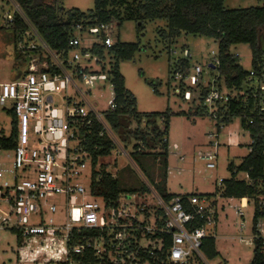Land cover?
<instances>
[{
	"label": "built area",
	"instance_id": "1",
	"mask_svg": "<svg viewBox=\"0 0 264 264\" xmlns=\"http://www.w3.org/2000/svg\"><path fill=\"white\" fill-rule=\"evenodd\" d=\"M14 12H20L17 5ZM24 20L27 27L17 31L15 50L18 60L25 62L26 67L22 71L17 68L12 80L0 82V106L11 114L10 131L3 135H10L13 128L15 131L14 146L0 148V158L5 150L11 152L10 163L8 159L0 161V202L7 207L0 208V232L13 231L18 243L14 260L8 262L189 264L193 257L202 256L203 241L214 237L217 222V210L208 197L174 194L164 200L151 190L152 200L135 192L101 198L91 193V172L87 185L81 183L86 168H91L85 138L91 132L93 121L101 126L99 135L105 133L117 144L105 117L116 107L110 74L112 55L108 53L115 42L111 38L114 23H76L67 35L66 48L53 49ZM6 22L10 26L13 15L7 14ZM96 47L103 48L102 54L95 51ZM182 53L190 58L187 49ZM209 64L216 66L217 56ZM192 70L197 88L201 68L195 65ZM187 75V71L175 72L173 77L182 82ZM252 80L257 83L254 87L250 84ZM218 81V76L210 80V90L203 103L214 121L215 132L206 135V147L196 155L207 169L216 167L218 131L225 126L218 109L239 92L227 89L223 80ZM248 81L251 93L259 92L258 108L264 113V74L254 75L250 70L245 83ZM98 82L108 84L112 96L101 113L94 111L95 104L86 99L90 90H81L76 85L91 89ZM56 85L65 90L64 110L54 98L59 91ZM68 87L74 88L80 101L67 95ZM103 87L98 85L97 89ZM162 142L167 144V154L176 155L179 148L176 143L169 145L167 136ZM139 144L142 146V142ZM118 152L123 153L124 149L119 146ZM168 173L171 174L170 167L166 168ZM222 181L223 178L218 179L220 185ZM238 199L237 215L242 231L245 228L242 209L251 201L253 211L255 204L264 210V193ZM252 218L253 212L251 222ZM262 218L255 228L252 222L251 237L239 240L253 247L259 240V251L264 256Z\"/></svg>",
	"mask_w": 264,
	"mask_h": 264
},
{
	"label": "rangeland",
	"instance_id": "2",
	"mask_svg": "<svg viewBox=\"0 0 264 264\" xmlns=\"http://www.w3.org/2000/svg\"><path fill=\"white\" fill-rule=\"evenodd\" d=\"M58 2L65 11L77 9L88 13L94 8V0H59ZM14 5H16L14 0H0V82L12 80L17 68L22 71L26 67L25 62L18 60L13 31L6 22V15L14 13ZM223 5L226 9L262 7L264 0H223ZM113 23L114 28L111 33L113 41L138 44V49L130 59L120 60L118 63V71L124 79V88L135 99L136 111L141 116L148 113L168 114V143L169 145L176 143L178 147L180 146L176 155L168 153V166L171 168V175L166 179L167 191L173 194L180 192V188L186 187L189 192H196V189H192V187L197 186L199 192H213L215 186L217 188L220 186L218 179L230 177L227 164L231 162L237 165L241 156L248 151L249 144L248 136L240 132L238 128V118H233L218 131L220 145L215 161L216 167L207 169L205 164L196 158L197 152L202 149L199 146L204 141L206 142V135L209 132H215V125L207 115L195 116L194 121L187 115L191 108L195 109L197 105L196 100L200 87L199 85L196 88V84L193 83L192 67L200 66L201 85L205 84L211 76L217 75L216 70L208 67L209 62L216 56L217 41L212 37L183 31L177 36L168 38L169 30L167 22L163 18H132L124 20L118 25L116 22ZM183 49L188 50L190 58H188V75L180 82V78L173 77L172 66L177 58L184 57ZM229 52L238 55V63L243 69L251 70V52L247 44L231 45ZM93 67L96 66L93 65ZM220 80L218 82L221 83ZM250 84H253V87L256 86V80H252ZM76 85L81 90H90L86 99L95 104L94 111L101 113L107 108V103L112 97L108 84L98 82L96 87L91 89L79 83ZM98 85H104V87L97 89ZM56 88L60 87L56 85ZM67 95L78 101L81 100L74 88L68 87ZM64 96L65 90L63 89H59L58 95L54 96L59 101L62 110L65 106ZM182 111L185 112V115L180 114ZM10 120L11 114L6 113L0 106V134L7 135L9 133ZM156 124L163 128L161 119H157ZM152 126V124L144 126V122H140L137 126L136 121L131 117L122 119L118 133L111 131L118 145H114L108 155L99 157L96 164V170L104 169L118 180L120 190L127 192V189H135L137 190L135 193H138L139 197L145 196L149 200H152L151 190H154L157 181L162 176L160 172L162 159L158 156L161 155L159 152L161 145L157 139H152L154 135ZM142 134L146 136L147 144L139 146L141 141L135 137ZM227 137L229 148L226 146ZM237 142H240V145L236 146ZM134 144L137 145L136 148L138 146L141 148L142 154H133L136 150L135 147L133 148ZM119 146L124 149L123 153H116ZM10 155L11 152L5 150L2 152L0 161L8 159L10 163ZM90 172L91 168L88 166L85 176L81 179V183L85 186L88 183ZM237 176V178L244 177L242 174ZM152 184L154 187H151ZM143 187L147 190L140 192ZM212 201L215 202V209L218 213L214 231L215 249L218 254L213 259H206L203 254L193 257L189 264L200 262L205 264H249L254 247L252 244H245L239 238H249L252 235V202L250 201L247 207L242 209L245 228L240 231V217L237 215L239 199H225L217 195V197L210 198V202ZM0 208L7 209L2 202H0ZM61 210L63 211V209ZM261 223H264V218L261 219ZM261 229L264 236V225L261 226ZM17 244L13 231L3 230L0 232V264H10L8 260H14ZM262 257L264 258L263 255Z\"/></svg>",
	"mask_w": 264,
	"mask_h": 264
},
{
	"label": "trees",
	"instance_id": "3",
	"mask_svg": "<svg viewBox=\"0 0 264 264\" xmlns=\"http://www.w3.org/2000/svg\"><path fill=\"white\" fill-rule=\"evenodd\" d=\"M58 1L14 0L20 11L14 12L13 22L9 24V28L13 31L14 41L17 31H23L27 27L24 18L53 49L66 48L67 35L76 23L92 25L116 22L118 25L132 18L165 19L169 30L168 38L177 36L181 31L214 38L217 41L216 56L218 59V64L212 68L217 72L215 76H218L219 80L223 78L227 89L239 91L235 97L218 109V114H222L221 120L224 125H227L233 118H238L239 127L248 133L252 141L248 144L249 152L242 158L240 164L237 166L231 162L227 164L230 177L223 179L221 193L225 198H253L264 193V113H261L258 108L259 92L257 91V95H254L251 93L252 89L247 88L249 81L245 83V80L250 71L243 69L237 57L229 52L231 45L247 44L251 52V71L254 75L264 74V6L226 9L223 0H94V8L85 13L77 9L65 11ZM102 49V47H96L95 51L102 54ZM137 49L138 44L122 43L117 40L108 48V53L112 55L110 74L116 107L105 117L112 133H118L121 121L126 117H131L136 121L137 126L140 122H144V126L153 125L152 139H157L161 145V151H159L161 155L158 156L162 159L160 171L162 176L155 187L153 184L151 187H154V190L164 200H168L174 195L166 189L168 154L167 144L162 142V138L167 136L168 114L148 113L141 116L136 111L133 95L124 88V79L118 71L119 61L130 59ZM188 66V59L179 57L172 66V72L185 74L186 71L188 72ZM213 77L211 76L205 84L199 83L197 105L187 114L192 120L195 116H208L207 108L203 103L210 90V80ZM180 114L185 115V112L182 111ZM157 119H161L163 128L157 126ZM100 130V124L93 121L91 132L85 138V149L91 158L90 189L92 195L101 198H115L122 193L136 192L135 189H127V192H123L118 187V180L109 172L104 169L96 170L98 158L108 155L114 147L107 134L99 135ZM145 137L142 134L135 138L142 144H147ZM14 139V128L8 136L0 134V148L11 149L14 146ZM136 146L134 144L133 148ZM142 152L138 146L133 154L140 155ZM238 172H246L250 182L238 179L236 177ZM141 190L140 192H144L147 189L143 187ZM197 196L209 197L210 195ZM263 216L264 210H260L255 204L252 218L253 228ZM259 246L260 241L256 240L249 264H264ZM201 252L206 259H213L217 256L214 237L204 239Z\"/></svg>",
	"mask_w": 264,
	"mask_h": 264
},
{
	"label": "crops",
	"instance_id": "4",
	"mask_svg": "<svg viewBox=\"0 0 264 264\" xmlns=\"http://www.w3.org/2000/svg\"><path fill=\"white\" fill-rule=\"evenodd\" d=\"M193 121H194V119H193ZM238 128H239V130H240V132H242V133H244V134H246L247 136H248V138H249V135H248V133L245 131V130H243L242 128H240L239 126H238ZM238 136V135H237ZM249 141H250V138H249ZM238 145H240V142H237V145L236 146H238ZM226 146H227V148H229V143H226ZM180 147V146H179ZM200 149H201V147H202V149L203 148H205L206 147V142L204 141V143H202L200 146ZM179 149V148H178ZM201 149V150H202ZM249 152V148H248V151L245 153V154H243L242 156H241V158H240V160H239V163L238 164H240V162H241V160H242V158L247 154ZM237 164V165H238ZM234 165V164H233ZM237 165H235V166H237ZM167 167H169V166H167ZM239 174H242V175H244V177H240V178H238V179H244V180H246V174L244 173V172H238L237 173V175H239ZM171 174L170 173H168V174H166V179L170 176ZM236 175V177H238ZM192 189H196V192H189V190L186 188V187H182V188H180V192H177V193H173V194H195V195H201V194H209L210 196L208 197L209 199L211 198V197H217V195H219L220 197H223L222 196V193H221V185L217 188L216 186H215V188H214V191L213 192H211V193H202V192H199L198 191V187L197 186H193L192 187ZM205 192V191H204ZM223 198H225V197H223ZM225 199H234V198H225ZM213 204L215 205V202L213 201ZM217 218V220H218V213H217V216H216ZM216 220V221H217ZM216 224H217V222H216ZM215 228H216V226H215ZM214 231H215V229H214ZM214 240H215V238H214ZM215 242H216V240H215ZM216 245V244H215ZM218 253V252H217Z\"/></svg>",
	"mask_w": 264,
	"mask_h": 264
},
{
	"label": "water",
	"instance_id": "5",
	"mask_svg": "<svg viewBox=\"0 0 264 264\" xmlns=\"http://www.w3.org/2000/svg\"><path fill=\"white\" fill-rule=\"evenodd\" d=\"M208 67L214 68L215 66L213 64H209Z\"/></svg>",
	"mask_w": 264,
	"mask_h": 264
}]
</instances>
